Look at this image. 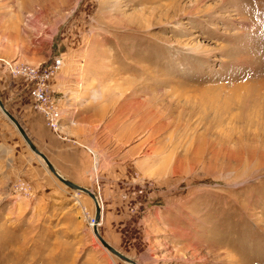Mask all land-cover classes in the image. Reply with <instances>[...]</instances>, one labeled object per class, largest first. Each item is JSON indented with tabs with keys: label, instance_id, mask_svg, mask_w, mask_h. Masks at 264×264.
Here are the masks:
<instances>
[{
	"label": "rangeland",
	"instance_id": "374dc122",
	"mask_svg": "<svg viewBox=\"0 0 264 264\" xmlns=\"http://www.w3.org/2000/svg\"><path fill=\"white\" fill-rule=\"evenodd\" d=\"M55 59L106 242L137 264H264V0H0L13 99L10 67ZM94 211L0 112V264H125Z\"/></svg>",
	"mask_w": 264,
	"mask_h": 264
},
{
	"label": "crops",
	"instance_id": "0c3cea01",
	"mask_svg": "<svg viewBox=\"0 0 264 264\" xmlns=\"http://www.w3.org/2000/svg\"><path fill=\"white\" fill-rule=\"evenodd\" d=\"M0 69H2L0 100L7 111L20 123L36 148L47 157L63 178L89 189L87 184L90 181L89 167L80 168L88 164V157L84 148L77 142L75 130V124L80 118L79 104L73 101L68 91H63L65 89L62 91L54 89L58 95L60 109V124L62 125L60 132L66 136L65 139L59 138L46 127L42 115L33 109L30 96L13 99V93L19 88L10 85L9 74L1 65ZM2 94L5 97L1 96Z\"/></svg>",
	"mask_w": 264,
	"mask_h": 264
},
{
	"label": "built area",
	"instance_id": "2783aa9c",
	"mask_svg": "<svg viewBox=\"0 0 264 264\" xmlns=\"http://www.w3.org/2000/svg\"><path fill=\"white\" fill-rule=\"evenodd\" d=\"M53 64L52 70L29 66H21L18 69L10 67L9 69L13 74H19L26 81L33 109L42 115L46 127L59 136L60 109L58 99L53 98L51 95L49 79L54 71L61 67L62 62L55 59ZM92 222L93 219H91Z\"/></svg>",
	"mask_w": 264,
	"mask_h": 264
},
{
	"label": "water",
	"instance_id": "95a60500",
	"mask_svg": "<svg viewBox=\"0 0 264 264\" xmlns=\"http://www.w3.org/2000/svg\"><path fill=\"white\" fill-rule=\"evenodd\" d=\"M0 112L5 116L6 121L11 124L16 131L18 132V134L20 135V137L23 139V141L25 142L26 146L28 147V149L37 157L39 158L43 164L45 165V167L47 168V170L55 177L56 180H58L61 184H63L65 187L75 191V192H81L86 194L88 197L91 198V200L93 201L94 204V217H93V234L94 236L97 238V240L99 241V243L101 244V246L108 251L111 255L115 256L116 258H118L119 260H121L123 263L125 264H137L133 259L125 256L124 254H122L121 252H119L118 250H116L114 247H112L108 242H106L102 236L99 234L98 232V226H99V222L101 220L100 217V202L99 199L97 198V196L89 189L81 187L75 183H72L70 181H68L67 179L63 178L58 172L57 170L54 168V166L50 163V161L47 159V157L40 152L36 146L33 144V142L31 141V139L29 138V136L27 135V133L25 132V130L22 128V126L20 125V123L7 111V109L5 108L4 104L2 103V101L0 100Z\"/></svg>",
	"mask_w": 264,
	"mask_h": 264
},
{
	"label": "bare ground",
	"instance_id": "6f19581e",
	"mask_svg": "<svg viewBox=\"0 0 264 264\" xmlns=\"http://www.w3.org/2000/svg\"><path fill=\"white\" fill-rule=\"evenodd\" d=\"M98 198V197H97ZM99 202H100V200H99ZM100 204V217H101V220H100V222H99V226L101 225V222H102V220H103V207H102V205H101V203H99ZM94 217V216H93ZM93 225H94V222H90V227L91 228H93ZM99 226H98V232H99ZM99 234H100V232H99Z\"/></svg>",
	"mask_w": 264,
	"mask_h": 264
}]
</instances>
